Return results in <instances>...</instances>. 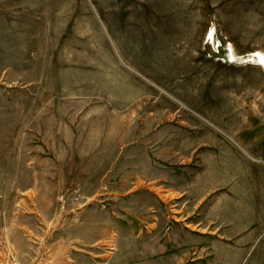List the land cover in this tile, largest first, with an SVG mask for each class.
Instances as JSON below:
<instances>
[{
	"label": "rangeland",
	"instance_id": "obj_1",
	"mask_svg": "<svg viewBox=\"0 0 264 264\" xmlns=\"http://www.w3.org/2000/svg\"><path fill=\"white\" fill-rule=\"evenodd\" d=\"M261 54L264 0H0V264H264Z\"/></svg>",
	"mask_w": 264,
	"mask_h": 264
},
{
	"label": "clouds",
	"instance_id": "obj_2",
	"mask_svg": "<svg viewBox=\"0 0 264 264\" xmlns=\"http://www.w3.org/2000/svg\"><path fill=\"white\" fill-rule=\"evenodd\" d=\"M261 55L264 56V54ZM261 66H264V60H261Z\"/></svg>",
	"mask_w": 264,
	"mask_h": 264
},
{
	"label": "snow or ice",
	"instance_id": "obj_3",
	"mask_svg": "<svg viewBox=\"0 0 264 264\" xmlns=\"http://www.w3.org/2000/svg\"><path fill=\"white\" fill-rule=\"evenodd\" d=\"M257 55H259V54H257ZM262 60H264V59H262Z\"/></svg>",
	"mask_w": 264,
	"mask_h": 264
}]
</instances>
